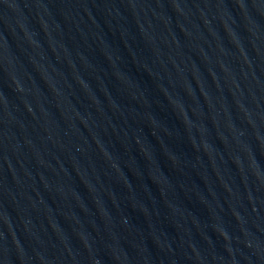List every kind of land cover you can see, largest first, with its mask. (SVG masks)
Segmentation results:
<instances>
[{
  "label": "water",
  "instance_id": "obj_1",
  "mask_svg": "<svg viewBox=\"0 0 264 264\" xmlns=\"http://www.w3.org/2000/svg\"><path fill=\"white\" fill-rule=\"evenodd\" d=\"M0 264H264V0H0Z\"/></svg>",
  "mask_w": 264,
  "mask_h": 264
}]
</instances>
